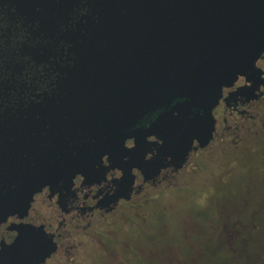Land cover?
<instances>
[{
	"label": "flooded vegetation",
	"instance_id": "flooded-vegetation-1",
	"mask_svg": "<svg viewBox=\"0 0 264 264\" xmlns=\"http://www.w3.org/2000/svg\"><path fill=\"white\" fill-rule=\"evenodd\" d=\"M53 52L47 62L42 56L35 60L33 82L23 77L22 91L33 83L38 108L56 112V120L48 117L45 123L52 121L56 140L60 136L58 141H70L68 152L62 146L64 154L56 157L55 169L40 168L42 185L25 213L0 222V264H150L153 258L168 264L170 237L165 244L150 233L168 231L162 204L170 190L187 186L193 176L201 190L228 186L234 168L244 164L255 167L256 189L264 195V45L251 70L221 87L210 112L209 141L200 147L193 139L174 153L164 145L166 129L155 125L160 111L131 115L133 120L125 124L107 112L105 98L121 91V80L118 69L107 70L99 63L103 52L89 51L86 61L95 63L85 68L74 65L65 46L57 44ZM66 94L79 98L62 100ZM222 214L226 224L243 223L238 230L231 228L233 238L248 249L255 241L264 254L263 217L260 224L258 215L252 220L247 212L246 217L237 210ZM152 218L164 222L155 226ZM212 230L218 250L214 224ZM19 231L20 246L34 251L25 252L22 263L14 259L12 249ZM258 233L259 238L254 235ZM202 256L199 253V259Z\"/></svg>",
	"mask_w": 264,
	"mask_h": 264
},
{
	"label": "water",
	"instance_id": "water-1",
	"mask_svg": "<svg viewBox=\"0 0 264 264\" xmlns=\"http://www.w3.org/2000/svg\"><path fill=\"white\" fill-rule=\"evenodd\" d=\"M57 44L77 67L93 65L86 58L96 51L107 70L118 69L121 91L105 99L119 122L158 110L171 153L193 139L203 147L221 87L251 70L263 49L264 0H0V222L25 213L42 185L40 168L55 169L70 142L54 138L45 119L56 112L38 108L35 85L22 91L35 60L53 58ZM21 236L12 245L18 263L34 254Z\"/></svg>",
	"mask_w": 264,
	"mask_h": 264
},
{
	"label": "rangeland",
	"instance_id": "rangeland-1",
	"mask_svg": "<svg viewBox=\"0 0 264 264\" xmlns=\"http://www.w3.org/2000/svg\"><path fill=\"white\" fill-rule=\"evenodd\" d=\"M234 171L235 176L231 177L228 186L215 185L212 188L205 187V190H201L199 179L196 180L193 176L192 181L187 186H182L176 191L170 190L164 196L162 206L165 209L162 212L167 218L168 231L153 230L150 233V238H161L165 242L170 237V257L172 260L168 264H250L247 257L236 262L230 255L231 249L237 246L239 240L233 238L231 228L238 230L239 225L243 223L235 221L236 223L226 224L222 220L224 216L222 213L226 209L232 214H236L237 210V214L246 217L247 212L252 220L256 219L258 215L261 224L262 217L264 219V195L256 189L257 182L253 179L255 171L253 165L245 168L242 164L240 167L236 166ZM246 173L248 176H245ZM215 209L216 213L211 215ZM236 219L234 216L233 220ZM242 220L247 223V220ZM162 222L164 221L152 218L150 224L158 226ZM239 222L241 221L239 220ZM213 224L218 231V250L212 242V238L215 236L212 230ZM225 225H229L230 229L227 230L226 228L224 231ZM262 225L264 227V224ZM254 235L259 238L260 234ZM256 249V246L250 247L247 252L248 255L257 254ZM201 252L203 259H199ZM149 263L165 264L157 258H153Z\"/></svg>",
	"mask_w": 264,
	"mask_h": 264
},
{
	"label": "trees",
	"instance_id": "trees-1",
	"mask_svg": "<svg viewBox=\"0 0 264 264\" xmlns=\"http://www.w3.org/2000/svg\"><path fill=\"white\" fill-rule=\"evenodd\" d=\"M226 226V225H225ZM255 228L257 229V226L254 224ZM259 228V227H258ZM224 230H226V227L224 228ZM242 241L238 240V244L236 247H233V251L230 254L232 256V258L234 259V261L236 262H240L242 261L245 257H247L249 259V263L250 264H264V254H263V250L260 249L258 250V246H256L255 241L253 242V247H257V254L254 255H248V244L243 245L241 243ZM252 247V246H251Z\"/></svg>",
	"mask_w": 264,
	"mask_h": 264
}]
</instances>
